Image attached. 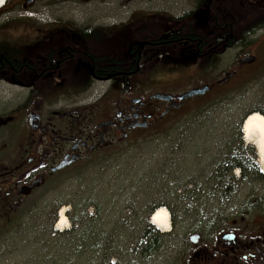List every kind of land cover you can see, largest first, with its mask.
<instances>
[{
    "label": "flooded vegetation",
    "instance_id": "obj_1",
    "mask_svg": "<svg viewBox=\"0 0 264 264\" xmlns=\"http://www.w3.org/2000/svg\"><path fill=\"white\" fill-rule=\"evenodd\" d=\"M139 1L0 0V226L73 167L163 126L257 63L244 54L218 83L188 86L179 74L202 69L215 80L219 59L257 44L264 26L246 20L264 14V0H187L179 15L135 8ZM96 85L105 91L93 102H73ZM201 88L205 95L178 99ZM188 187L197 189L179 192ZM180 239L165 248L166 264H264V227Z\"/></svg>",
    "mask_w": 264,
    "mask_h": 264
},
{
    "label": "rangeland",
    "instance_id": "obj_2",
    "mask_svg": "<svg viewBox=\"0 0 264 264\" xmlns=\"http://www.w3.org/2000/svg\"><path fill=\"white\" fill-rule=\"evenodd\" d=\"M135 8H165L179 15L187 12L189 5L187 0H145L137 2ZM249 52H255L257 63L229 85L171 114L163 126L134 135L125 143L73 167L56 178L48 189L31 197L17 215L0 226V264H96L88 262V258L108 254L110 264H116L115 254L120 257L124 254L107 244L105 238L111 234L118 236L122 248L127 250L126 263L166 264L171 263L173 252L165 248H178L180 238L188 233L201 229L209 233L230 228L253 233L262 230L264 181L240 182L232 188L223 183L219 187L222 190L218 191L214 174L220 165L224 172L242 157L252 159L246 154L238 160L234 157L239 153L232 134L246 116L264 115V35L257 44H249L244 50L234 49L219 59L215 80L202 69L194 77L191 69L181 70L179 74L183 84L188 86L195 81L218 83L225 72ZM100 87L96 85L95 90L73 97V102H93L105 91ZM233 110L237 111L234 119ZM243 143L244 151L250 154L253 150L258 159L255 147L244 140ZM257 166L260 173H264V168ZM232 175L238 180L241 169H234ZM191 183L197 189L188 187L182 193L183 187ZM62 208L70 223L67 230L58 231L55 226ZM159 208L169 210L173 223L169 235L174 233V236L165 237L168 233L158 232L154 227L162 237L159 252L149 259L129 254L133 246L151 237L146 232V224L150 225L148 217ZM76 215L85 216L82 226L80 222H72L71 218L78 219ZM91 217L95 221H90ZM73 230L80 233L87 230L91 241L96 234L101 236L102 248L88 250L84 243L81 247L79 236ZM51 231L59 235L54 236Z\"/></svg>",
    "mask_w": 264,
    "mask_h": 264
},
{
    "label": "trees",
    "instance_id": "obj_3",
    "mask_svg": "<svg viewBox=\"0 0 264 264\" xmlns=\"http://www.w3.org/2000/svg\"><path fill=\"white\" fill-rule=\"evenodd\" d=\"M249 20H250V22H249ZM246 25H248V27H263L264 26V14H258L255 16H250V18L246 21ZM236 114H237V111L233 110V114L231 117L234 119ZM242 121H240L238 123V125L235 127L234 134H232L233 139L235 138L234 139L235 144L238 143V145L236 146L237 147L236 150H237V153H239V154H235L234 157L237 158V160H238V159H241V156L246 154V155H250V157L252 159L250 160L249 158L242 157V160H240V162H236V163L230 165L229 167L226 168V170L224 172H223V169L221 168V165H220L217 169V172H215V174H214V180H215L214 183L216 184L218 191L222 190V188H219V187H222L223 183L224 184L227 183L232 188L233 185L241 184L240 182L252 181L254 179L264 181V173H260V171H259V168L257 166L258 165L257 159H255L256 155H255L254 151L253 150L250 151V154H248V152L244 151V143H243L241 129H240ZM231 153H234V152H231ZM225 166H228V164H225ZM238 168L241 169V176L237 180L236 178L233 177L232 171L234 169H238ZM75 217L78 219L74 220L71 218L72 222L73 223H75L76 221L80 222V225L82 226L83 225V219L85 218V216H82L79 218V216L76 215ZM89 220L95 221V218L91 217V218H89ZM85 227H86V225H85ZM90 232H91V230H90ZM112 232H113V234H115V231H112ZM146 232H148V234L151 235V237H146V239H144V241L142 240V242L133 246V248L131 249V252L129 254H131L133 256L139 255L141 258H150L159 252L161 244H162V239H161L162 237L156 232L154 227L147 225V224H146ZM51 233H53V232L51 231ZM73 233L74 234L76 233L79 236L78 241L81 242V247H82V243H84L83 246H85V249H88V250H99L102 248L101 247L102 245L100 246V244H99L100 241L103 239L101 236L96 234L94 240L91 241L88 238V237H90V235L87 232V230L85 231V233H80V232H75V231ZM95 233L96 232H93V234H95ZM53 234H54V236L59 235L56 233H53ZM117 238H118V236L115 238L112 234L105 238V240L108 241L107 244L110 245V248H117L126 257V259H123L122 257L124 255L121 254L122 255L120 257L121 261L119 259L116 262V264H134V262L126 263L127 258H128V254H127L128 252H127V250L122 248L121 242L118 241ZM110 257H111V255H109V254L105 255L104 257L99 256V255L98 256L92 255L88 258V262L94 261V262H97L96 264H110V261H109ZM101 258H102V260H101Z\"/></svg>",
    "mask_w": 264,
    "mask_h": 264
},
{
    "label": "bare ground",
    "instance_id": "obj_4",
    "mask_svg": "<svg viewBox=\"0 0 264 264\" xmlns=\"http://www.w3.org/2000/svg\"><path fill=\"white\" fill-rule=\"evenodd\" d=\"M243 132L245 143L255 147L258 154V164L264 168V115L261 113L250 115L245 121ZM58 213L59 217L55 229L58 231L67 230L70 222L67 214L65 215V208L60 209ZM151 225L161 233H170L172 227L169 210L166 208L157 209L152 215Z\"/></svg>",
    "mask_w": 264,
    "mask_h": 264
},
{
    "label": "water",
    "instance_id": "obj_5",
    "mask_svg": "<svg viewBox=\"0 0 264 264\" xmlns=\"http://www.w3.org/2000/svg\"><path fill=\"white\" fill-rule=\"evenodd\" d=\"M256 61V58L254 56L252 57H247V58H244L240 61L241 65H245V64H252ZM231 78V75H227L226 79L221 82L220 84H223L225 83L226 80H229ZM207 92V89L206 88H202V89H197V90H193V91H190L184 95H182L181 97H179L178 99L181 100L182 102H184L186 99H190V98H193V97H196V96H202V95H205V93ZM158 99L160 100H164L166 102H171L174 100V98L172 96H167V95H161L158 97ZM250 115H248L244 121H243V124H242V131H244V124H245V120L249 117ZM106 125V124H105ZM64 167V165H62L61 167H59V169H62Z\"/></svg>",
    "mask_w": 264,
    "mask_h": 264
}]
</instances>
